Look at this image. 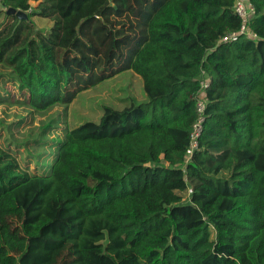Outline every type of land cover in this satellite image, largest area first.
<instances>
[{
  "label": "trees",
  "instance_id": "obj_1",
  "mask_svg": "<svg viewBox=\"0 0 264 264\" xmlns=\"http://www.w3.org/2000/svg\"><path fill=\"white\" fill-rule=\"evenodd\" d=\"M234 1L42 0L27 12L0 0V89L19 92L0 104L46 117L21 150L0 141V263L264 264V0H250L254 37L222 42L241 25ZM37 15L59 25L53 46ZM124 70L146 100L103 106L55 146L49 111ZM201 77L204 121L186 159Z\"/></svg>",
  "mask_w": 264,
  "mask_h": 264
},
{
  "label": "rangeland",
  "instance_id": "obj_2",
  "mask_svg": "<svg viewBox=\"0 0 264 264\" xmlns=\"http://www.w3.org/2000/svg\"><path fill=\"white\" fill-rule=\"evenodd\" d=\"M21 1L29 6L26 10L27 12L37 10L42 3V0ZM33 21L42 33L41 40L47 45L53 46V42L51 43V41H55L54 35L58 33H55V30L59 31V25L55 28V18L52 17L50 19L45 16L37 15L33 17ZM4 23L5 20L3 19V15H1L0 28ZM3 71L6 72L7 70L4 69ZM1 85L2 82L0 81V86ZM5 85V91L0 89V94L8 97L10 101L18 99L19 92L17 87L9 82ZM130 100L141 103L146 100V95L143 90V80L141 76L134 73L132 70H124L78 93L66 110H64L63 106H55L52 108L47 116L56 118L57 122L54 126L57 128L51 132L49 137L52 138L53 136H57L54 140L56 146L65 127L73 128L86 121L97 122L103 113V106L121 109L125 107ZM44 117L45 116L41 114L29 111V108L23 105L13 104L11 102L1 103L0 141L2 142L6 137L10 138L11 136V140L16 142V145L13 147L21 150L23 148V141L28 139L27 137L30 133L33 136L37 135L39 132L38 125H43L42 119ZM31 128L32 130L30 131ZM29 140L31 141V138ZM48 141L51 140L49 139ZM55 146L54 149H52L51 146L44 148V154L40 157V162L44 166L42 168L46 173L49 170L51 158L54 156ZM50 153H52L51 156ZM20 164L24 165L26 162L21 160ZM28 165L30 169L35 168L34 163ZM182 195L183 202H186L188 200V192H183ZM3 259L4 263L0 264H15L16 262V257H14L13 254L5 255Z\"/></svg>",
  "mask_w": 264,
  "mask_h": 264
},
{
  "label": "built area",
  "instance_id": "obj_3",
  "mask_svg": "<svg viewBox=\"0 0 264 264\" xmlns=\"http://www.w3.org/2000/svg\"><path fill=\"white\" fill-rule=\"evenodd\" d=\"M234 12L241 19V25L238 30L231 31L221 37L222 42H230L238 36L245 35L247 37H254L249 29V22L256 14L254 5L250 0H235L232 6ZM209 81L207 77H201L199 80V89L196 96V110L198 113L197 119L193 124L192 131L190 133V143L186 159L189 158L192 151L198 148V138L202 131V123L204 121L203 112L205 110V89L208 87Z\"/></svg>",
  "mask_w": 264,
  "mask_h": 264
},
{
  "label": "water",
  "instance_id": "obj_4",
  "mask_svg": "<svg viewBox=\"0 0 264 264\" xmlns=\"http://www.w3.org/2000/svg\"><path fill=\"white\" fill-rule=\"evenodd\" d=\"M6 13L15 15V16H17L19 18H26L27 17L26 13L23 10L15 9V8H12V7H8L6 9Z\"/></svg>",
  "mask_w": 264,
  "mask_h": 264
}]
</instances>
